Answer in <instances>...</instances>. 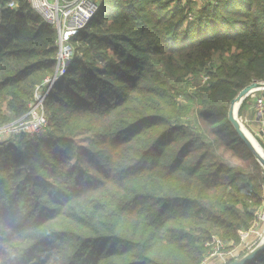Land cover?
I'll list each match as a JSON object with an SVG mask.
<instances>
[{
	"label": "trees",
	"instance_id": "trees-1",
	"mask_svg": "<svg viewBox=\"0 0 264 264\" xmlns=\"http://www.w3.org/2000/svg\"><path fill=\"white\" fill-rule=\"evenodd\" d=\"M7 1L0 127L56 68L53 28ZM198 1L99 0L44 100L46 132L0 144V261L201 264L214 238L240 243L264 170L227 115L264 83V0Z\"/></svg>",
	"mask_w": 264,
	"mask_h": 264
},
{
	"label": "built area",
	"instance_id": "built-area-1",
	"mask_svg": "<svg viewBox=\"0 0 264 264\" xmlns=\"http://www.w3.org/2000/svg\"><path fill=\"white\" fill-rule=\"evenodd\" d=\"M29 9L38 14L42 20L50 25L56 33L55 73L47 77L36 87L33 101L29 103L28 110L23 118L15 123L0 127V144L4 146L14 145L21 137H38L43 135L47 129V116L44 109V100L52 89L53 85L61 79L74 55V41L78 38L80 32L87 26L91 19L96 15L99 7V0H26ZM3 7L13 9L16 7L15 0H8ZM208 77L201 74L199 76L200 84L206 83ZM254 110L257 120L261 122L262 128L260 134L264 138V99L258 96L254 97ZM255 228L259 230L258 238L253 242L245 243L243 249L251 250L259 244L264 238V209H258L255 213V219L251 223L248 231L240 233L242 238L248 236L249 230ZM231 250L209 253L207 257L217 256L223 262L226 258H236L240 252ZM244 254L245 252H241Z\"/></svg>",
	"mask_w": 264,
	"mask_h": 264
},
{
	"label": "rangeland",
	"instance_id": "rangeland-1",
	"mask_svg": "<svg viewBox=\"0 0 264 264\" xmlns=\"http://www.w3.org/2000/svg\"><path fill=\"white\" fill-rule=\"evenodd\" d=\"M197 4L200 5L201 3H200V1L195 0L194 5L196 6ZM77 45H79V41H78ZM255 96H258V97H261V98L264 99V89H259V90L253 91L247 97H245L244 99H246V102H245L244 109L239 112V107H240L241 103L243 102L242 101L239 104V106H238V108L236 110V117L239 120V122L241 123V125H242L243 129L245 130V132L247 133V135L255 141L256 145L259 148V150L264 155V148L262 147V144H261L262 139H264V138H262V135L259 133L260 129L262 128V124H261V122H259L257 120V116H256V113H255V110H254V97ZM180 101L182 103H188L189 100L186 99L185 97H182V99ZM248 107H250V108L248 109ZM44 109H45V107H44ZM194 110H195V108L193 109L192 113L194 112ZM262 120L264 121V113L262 114ZM14 222H15V220H14ZM8 230H11V229H8ZM240 233H239V236H240ZM241 243H240V245H238V247L236 246V248H234L233 252H240V254L243 255L241 252H245L246 253L249 250L243 249L245 247V245L244 244L241 245ZM14 245L15 244H13V246ZM210 245H211V249L209 250L210 253L219 252V251H225V244H223L217 238H214L212 240V242L210 243ZM211 258L215 259V258H218V257L217 256H212ZM236 258H238V256ZM236 258L234 257V259H236ZM234 259L233 258H231V259L226 258L224 260V262L222 261L219 264H228L229 262L233 261ZM211 261H215L216 262V260H211ZM217 261H219V260H217ZM12 263H13V261L10 262L8 259H6V257H3V259L0 261V264H12Z\"/></svg>",
	"mask_w": 264,
	"mask_h": 264
},
{
	"label": "water",
	"instance_id": "water-1",
	"mask_svg": "<svg viewBox=\"0 0 264 264\" xmlns=\"http://www.w3.org/2000/svg\"><path fill=\"white\" fill-rule=\"evenodd\" d=\"M264 89V83L253 81L252 83L246 85L242 88L238 94L231 100L229 109H228V121L232 125L235 133L241 139V141L246 145L247 149L251 152L254 156L256 161L260 164L262 169L264 170V155L261 151L257 150L254 146L253 142L251 141L250 137L247 135L245 130L243 129L241 123L236 117V110L239 104L253 91ZM257 146V145H256ZM264 251V238L263 240L255 246L250 251L244 253L240 257L234 259L233 261L229 262L228 264H250L252 261L256 260L257 257Z\"/></svg>",
	"mask_w": 264,
	"mask_h": 264
},
{
	"label": "crops",
	"instance_id": "crops-1",
	"mask_svg": "<svg viewBox=\"0 0 264 264\" xmlns=\"http://www.w3.org/2000/svg\"><path fill=\"white\" fill-rule=\"evenodd\" d=\"M252 107V106H251ZM250 107H248V109H249ZM259 209H264V199H263V201H262V203H261V205H260V207H259ZM248 231V230H247ZM258 235H259V230H256L255 228H253V229H251V230H249V232H248V236L246 237V238H242L241 236H240V243H241V245L242 244H245V243H250V242H253V241H255L257 238H258ZM240 243L238 244V245H240ZM238 245H237V247H238ZM236 248V247H235ZM212 257V256H211ZM211 257H207V260L203 263V264H219V263H221L222 262V260L221 259H219V258H215V259H212ZM211 260H216V262L215 261H211ZM217 260H219V261H217Z\"/></svg>",
	"mask_w": 264,
	"mask_h": 264
},
{
	"label": "bare ground",
	"instance_id": "bare-ground-1",
	"mask_svg": "<svg viewBox=\"0 0 264 264\" xmlns=\"http://www.w3.org/2000/svg\"><path fill=\"white\" fill-rule=\"evenodd\" d=\"M250 139H251V141L253 142V144H254V146L256 147V149L259 150L258 146H256L255 141H254L252 138H250ZM259 151H260V150H259Z\"/></svg>",
	"mask_w": 264,
	"mask_h": 264
}]
</instances>
